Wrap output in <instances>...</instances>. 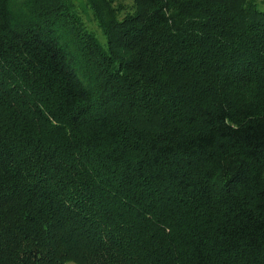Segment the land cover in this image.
<instances>
[{
  "label": "trees",
  "instance_id": "16d2710c",
  "mask_svg": "<svg viewBox=\"0 0 264 264\" xmlns=\"http://www.w3.org/2000/svg\"><path fill=\"white\" fill-rule=\"evenodd\" d=\"M264 264V0H0V264Z\"/></svg>",
  "mask_w": 264,
  "mask_h": 264
},
{
  "label": "rangeland",
  "instance_id": "374dc122",
  "mask_svg": "<svg viewBox=\"0 0 264 264\" xmlns=\"http://www.w3.org/2000/svg\"><path fill=\"white\" fill-rule=\"evenodd\" d=\"M68 264H73V263H68Z\"/></svg>",
  "mask_w": 264,
  "mask_h": 264
}]
</instances>
